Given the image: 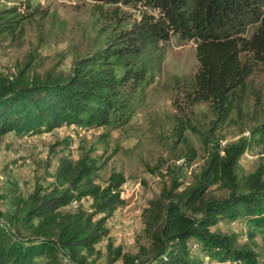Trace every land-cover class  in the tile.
<instances>
[{
  "label": "trees",
  "instance_id": "1",
  "mask_svg": "<svg viewBox=\"0 0 264 264\" xmlns=\"http://www.w3.org/2000/svg\"><path fill=\"white\" fill-rule=\"evenodd\" d=\"M96 1L143 5L151 13L142 12L115 40L77 58L66 76L38 74L30 61L22 60L13 71L1 70L0 137L50 132L62 125L88 129L127 123L150 68V47L172 35L196 42L197 69L193 88L186 92L188 103L207 104L220 121L254 69L259 66L264 73V0ZM15 10L0 11L1 38L13 36ZM247 27H252L249 36ZM251 132L264 134V117ZM250 144L243 137L212 149L194 183L182 190L172 178V186L163 187L144 209L147 243L138 242L135 251L108 237L107 220L123 202V176L111 174L104 185L96 184L97 166L87 154L76 161L61 158L50 190L36 185L23 197L15 182L0 189V264H96L101 254L96 245L104 238L105 264H200L192 242L220 262L259 264L257 252L239 243L237 233L210 229L222 220L246 218L264 232V164L243 186L233 172ZM214 183L224 185V196H204ZM84 198L90 200L88 208L81 204ZM72 203L73 210L64 209Z\"/></svg>",
  "mask_w": 264,
  "mask_h": 264
},
{
  "label": "rangeland",
  "instance_id": "2",
  "mask_svg": "<svg viewBox=\"0 0 264 264\" xmlns=\"http://www.w3.org/2000/svg\"><path fill=\"white\" fill-rule=\"evenodd\" d=\"M11 8H16L11 14L16 27L13 36L0 37V71H13L22 60L30 61L38 74L62 76L69 74L77 58L115 40L142 12L151 13L143 5L96 0H0V11ZM245 32L249 36L252 27ZM195 46L193 39L172 35L150 47V68L134 97L133 113L119 127L87 129L72 124L50 132L23 136L10 132L0 137V189H10L15 182L16 193L23 197L36 185L50 190L51 175L61 158L76 161L87 154L97 166L94 183L104 185L111 174L124 178L119 189L123 202L107 220L108 237L114 245L135 251L138 242L147 243L144 209L149 201L158 199L163 187L170 188L172 178L180 184L178 190L194 183L212 149L249 137L251 144L233 171L243 186L247 176L264 164V134L251 132L264 117V73L259 66L254 69L231 97L227 117L220 121L207 104L188 103L186 92L193 88L197 69ZM219 155H224L223 150ZM225 194L224 185L214 183L204 196ZM81 204L88 208L90 200L84 198ZM210 229L237 233L239 243L252 246L259 264H264V232L246 218L222 220ZM105 242L106 238L96 245L101 249L96 264H105ZM194 244L192 254L200 264H228Z\"/></svg>",
  "mask_w": 264,
  "mask_h": 264
}]
</instances>
